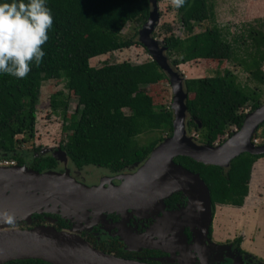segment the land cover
<instances>
[{
	"label": "trees",
	"instance_id": "trees-1",
	"mask_svg": "<svg viewBox=\"0 0 264 264\" xmlns=\"http://www.w3.org/2000/svg\"><path fill=\"white\" fill-rule=\"evenodd\" d=\"M214 1L185 0L177 9L185 36L181 38L170 33L163 38L170 66L178 71L179 65L194 60L221 64L234 60L252 81L264 86L262 28L248 26L244 34L233 39V43L215 23L195 32L201 23L214 22ZM47 6L51 9L53 24L48 30L47 41L41 45L45 52L41 63L32 66L23 78L0 73V162L26 165L38 172L56 168L57 160L50 154L30 155L28 151L37 148L21 151L35 135L36 106L42 82L56 79L65 82L66 92L61 90L52 94L49 107L53 114L62 118L63 131L69 132L61 150L70 163L78 169L93 167L112 173L131 166L136 169L160 142L172 134L171 107L155 105L145 91L147 86L168 77L151 59L140 64L122 61L100 67L91 66L89 61L131 46H142L137 30L148 19L149 0H47ZM132 23L134 35L123 36V29ZM237 52H241L239 57ZM183 85L187 93L186 131L187 134L196 132L198 137L193 140L198 144H221L225 135L228 137L234 129L241 127L248 112L263 103L260 99L262 90L256 88L258 85L255 88L242 85L228 68L213 76L183 78ZM72 99L76 104L68 116ZM141 136L147 137L143 143L138 140ZM254 139L264 142V122L254 132L252 141ZM262 157L264 154L242 153L230 162L228 168L204 165L187 156H178L174 162L200 175L209 189L212 213L215 214L216 206L243 205L252 166ZM176 197L171 196V201ZM59 222L61 224L55 228L65 229L67 220L59 218ZM185 232L190 242L191 234L188 229ZM212 233L211 226L208 238L213 242ZM241 238L229 243L240 255L252 261L253 256L241 249ZM94 247L131 259L118 246L116 250L106 249L104 244ZM151 254V250H147L144 255ZM2 264L49 263L26 259Z\"/></svg>",
	"mask_w": 264,
	"mask_h": 264
},
{
	"label": "water",
	"instance_id": "water-1",
	"mask_svg": "<svg viewBox=\"0 0 264 264\" xmlns=\"http://www.w3.org/2000/svg\"><path fill=\"white\" fill-rule=\"evenodd\" d=\"M149 3L151 10L138 31V41L167 75L172 87L171 136L160 142L137 171L126 175L119 186L110 180L107 184L86 185L70 176L67 169L63 173L53 170L38 172L26 165H0V210L6 209L14 216L12 223L0 222V264L26 259L49 264H213L206 256L209 251L225 252L221 258H233V254H238L234 264H242V259L246 258L231 250L230 244L218 246L208 238L214 219L209 189L198 173L175 163L174 158L187 156L204 165L228 168L230 162L242 153L263 155L264 144H254L252 136L264 122V103L248 112L241 127L221 144L196 143L186 131L187 93L183 78L170 66L163 41L153 37L159 22V1L149 0ZM56 152L62 157L58 158V154L52 156L66 164V153L60 149ZM175 192L182 193L187 204L180 211L170 212L160 219L162 250L171 255L167 261L159 260L161 263L108 254L90 245L76 232L57 230L53 225L26 229L7 227L17 221L29 223L32 215L43 212L84 222L89 217L103 218L106 213L147 210L154 206L159 209ZM186 228L191 233L190 242L185 234ZM166 246L170 249L164 248ZM232 251L235 253L231 254Z\"/></svg>",
	"mask_w": 264,
	"mask_h": 264
},
{
	"label": "rangeland",
	"instance_id": "rangeland-1",
	"mask_svg": "<svg viewBox=\"0 0 264 264\" xmlns=\"http://www.w3.org/2000/svg\"><path fill=\"white\" fill-rule=\"evenodd\" d=\"M158 6L159 22L153 31V36H155V38L160 42H162L163 38L168 36L170 33H173L181 38L184 37L185 33L179 20L177 8L172 6L171 0H165L163 2L160 1ZM214 13V22L208 20L201 23L195 28V32L203 31L215 23L222 29L226 38L233 43V39H238L240 34H244L245 29H247L250 25L264 30V0H215ZM141 27L142 26H140L137 31H139ZM134 32V24H127L122 31V35L132 36L134 35ZM237 54L239 57L241 52H237ZM149 59H151V56L147 50L143 46L135 45L107 55L93 57L89 63L91 66L100 67L105 63H118L122 61L140 64L148 61ZM224 68L232 70L242 85L249 86L250 88H255V86L258 85L256 88L257 90H262L260 99L264 103V86L252 81L249 74L243 70V67L238 65L237 61L233 60L231 62L229 61L221 64L217 61L211 60H194L179 65L178 71L181 73V77L183 78H195L213 76L215 73L220 72L222 73ZM262 69L264 71V65ZM64 84V81L56 79L45 80L42 82L39 91L38 104L36 106L35 135L33 140H31L29 144H25V148L21 149V151L27 152L26 149L37 148V150L34 149L33 151H28L30 152V155H39V153L41 154V151L43 150L47 151L44 153L52 154L53 150H57V147H61L66 141V137L69 132L63 131L62 118L57 114H53L49 107V98L52 94L61 90L66 92ZM145 91L151 96L155 105L171 106L173 91L169 83V79L147 86ZM75 104V100L72 99L70 101L68 116L73 112ZM245 111H248V109L246 108ZM188 135L193 136L195 139L198 137L194 131ZM18 138H21V136H18ZM225 138H227V135L224 136V139ZM146 139V136H141L138 140L140 143H143ZM262 141V139H256L255 144H258L259 142V144H263L264 142L262 143ZM56 154H58V158L62 157L60 156V153ZM58 161L61 163L60 166H66L65 168L73 169L75 173L74 175H76L78 180L84 183L87 181L85 183L86 185H90L91 181L107 172L93 167H85L84 170H78L77 167L70 163L69 159L66 162V165L61 160L58 159ZM65 168L61 167V169ZM252 172L251 186H253L256 193V201L251 205H254V207L252 210L246 211V213H243L245 209L242 213L235 212L234 210L229 211V213L226 211L225 214H221L220 220L217 224L216 220L220 216L219 213H221L219 210L222 211L224 208L220 209V206H216L214 214L216 222L212 223V240L214 244L221 246L228 245L229 242L233 241L237 237H242L241 249L253 256V262L255 264H264V170L258 172L255 168ZM253 200L255 199L253 198ZM18 223L19 221L15 224H10L7 227L25 229L21 228L25 224L20 226ZM213 225L215 226L213 227ZM216 225L220 228V231L226 232V234L223 235L224 237L222 238V242L217 241V243H215L216 241L213 239V236L215 235L214 231H216ZM231 250L235 249L232 248ZM233 253L235 252L232 251L231 254ZM228 254L230 255L229 252ZM221 256L219 257L221 258Z\"/></svg>",
	"mask_w": 264,
	"mask_h": 264
},
{
	"label": "flooded vegetation",
	"instance_id": "flooded-vegetation-1",
	"mask_svg": "<svg viewBox=\"0 0 264 264\" xmlns=\"http://www.w3.org/2000/svg\"><path fill=\"white\" fill-rule=\"evenodd\" d=\"M60 148L61 147L58 146L57 150ZM57 150H53V153L56 154ZM44 152L47 151H41V155L47 154ZM56 162L57 166L53 171L63 173L65 169H67L69 170L70 176L78 180L76 175H74L75 173L73 169L65 168L66 166H60L61 163L58 160ZM61 167H64L65 169H61ZM131 167L122 168L116 173L105 170L107 172L105 174H101L95 180L91 181L90 185L107 184V181L110 180L113 185L119 186L121 182L125 180L126 175L135 173L140 166H137L136 169H134L135 167L133 166ZM84 169L85 168H83V170ZM173 195L177 197L176 199H173V201H171V196ZM186 204V197H184L182 193L175 192L164 200V206L162 208L157 209L154 206L148 208L147 210L132 211L130 209L119 214L116 212L106 213L103 218L102 216L100 218L89 217L85 219L86 221L84 222L76 221L74 218V220H70L68 218L69 220H67L65 229L76 232L82 238H84L85 240L87 239L90 243H92V246L104 244L106 245V249L110 250H116V247L118 246L120 247V249L125 250V255L131 257V259L134 258V260L143 262H146L145 260H152L155 263H161L160 261H162V259L167 261V259H169L171 255L162 250V243H160L162 241V234H160L161 229L159 227V225L161 224L160 219L165 214L174 211H180L186 206ZM37 215H40V217H37ZM59 218L61 217L55 213L52 214L43 212L41 214L32 215L29 223L22 221L18 224L20 226H22V224H25L21 227L25 229L31 228L36 225H53L54 227H57L61 224L59 222ZM164 248H166L167 250L170 249V247L167 246ZM232 248H234L233 245ZM147 250H151L153 254H151L150 256L144 255L145 253H147ZM130 252H132V254ZM222 254H225V252L209 251L206 253V256L208 261L213 262V264H218L217 261H221L220 264H234L235 260H237L238 254L236 253L233 254L234 259L230 257L220 258L219 256H221ZM242 264L255 263L253 262V260L251 261L246 257L242 259Z\"/></svg>",
	"mask_w": 264,
	"mask_h": 264
},
{
	"label": "clouds",
	"instance_id": "clouds-1",
	"mask_svg": "<svg viewBox=\"0 0 264 264\" xmlns=\"http://www.w3.org/2000/svg\"><path fill=\"white\" fill-rule=\"evenodd\" d=\"M184 2L171 0L177 9ZM52 24L53 15L47 0H0V73L23 78L32 66L39 65L45 55L41 45L47 41ZM13 221L10 211L0 210V222Z\"/></svg>",
	"mask_w": 264,
	"mask_h": 264
},
{
	"label": "crops",
	"instance_id": "crops-1",
	"mask_svg": "<svg viewBox=\"0 0 264 264\" xmlns=\"http://www.w3.org/2000/svg\"><path fill=\"white\" fill-rule=\"evenodd\" d=\"M259 163V164H258ZM256 168V171H258V172H261V171H263L264 170V157L263 158H260V159H258L254 164H253V166H252V171H253V169H255ZM251 171V176H250V181H249V190H248V194H247V196L245 197V199H244V203H243V205L241 206V207H234V206H230V205H222V206H220V209L221 208H224V210H219V212H221V213H219L220 214V216L217 218V220H216V218H214L213 219V222L215 223L216 221H217V224H218V221L220 220V217H221V214L223 213V214H225V212L226 211H228V213H229V211H235V212H238V213H242V211L245 209V211H243V213H246V211H250V210H252V208L254 207V205H251V204H253V203H255V201H256V198H255V195H256V193H255V191H254V189H253V186H251V184H252V174H253V172ZM257 172V173H258ZM253 198L255 199V200H253ZM216 220V221H215ZM215 225H213V227H214ZM222 227V226H221ZM223 228V227H222ZM218 230V231H217ZM214 233H215V235L213 236V239L216 241L215 243H217V241H220V242H222V238L224 237L223 235L224 234H226V232H224V231H220V228H218V226L216 225V231H214Z\"/></svg>",
	"mask_w": 264,
	"mask_h": 264
},
{
	"label": "built area",
	"instance_id": "built-area-1",
	"mask_svg": "<svg viewBox=\"0 0 264 264\" xmlns=\"http://www.w3.org/2000/svg\"><path fill=\"white\" fill-rule=\"evenodd\" d=\"M256 142V139H254V143ZM1 164H5V165H13L14 162H0Z\"/></svg>",
	"mask_w": 264,
	"mask_h": 264
}]
</instances>
